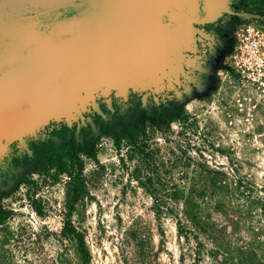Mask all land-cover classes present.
<instances>
[{
    "label": "rangeland",
    "instance_id": "1",
    "mask_svg": "<svg viewBox=\"0 0 264 264\" xmlns=\"http://www.w3.org/2000/svg\"><path fill=\"white\" fill-rule=\"evenodd\" d=\"M244 2L264 28V0ZM229 63L166 113L57 138L1 183L0 264H82L68 218L91 264H264V87Z\"/></svg>",
    "mask_w": 264,
    "mask_h": 264
},
{
    "label": "water",
    "instance_id": "2",
    "mask_svg": "<svg viewBox=\"0 0 264 264\" xmlns=\"http://www.w3.org/2000/svg\"><path fill=\"white\" fill-rule=\"evenodd\" d=\"M48 1L51 9L79 6L75 15L56 21L46 36L35 33L40 59L43 46L49 52L45 115L67 121L76 114L84 119L89 104L100 110L98 97L111 104L113 92L127 98L130 89L157 92L164 83L180 84L181 75L189 77L185 64L194 63L186 61V52L195 50L198 34L204 33L197 25L232 12L230 0ZM144 99L149 105L146 95ZM16 136L4 121L0 147Z\"/></svg>",
    "mask_w": 264,
    "mask_h": 264
},
{
    "label": "flooded vegetation",
    "instance_id": "3",
    "mask_svg": "<svg viewBox=\"0 0 264 264\" xmlns=\"http://www.w3.org/2000/svg\"><path fill=\"white\" fill-rule=\"evenodd\" d=\"M244 4V0H230L231 13L222 14L214 23L197 25L204 33L198 34L195 50L185 55L186 61H195L185 64L190 78L181 75L180 84L164 83L157 92L130 89L127 98L113 92L111 104L98 97L100 110L89 104L84 119L76 114L75 119L67 121L59 116L51 120L49 114L45 115L50 96L49 52L43 46L40 59L35 33L46 36L56 28V21L75 15L79 6L51 9L48 0H0V133L5 121L17 134L14 139L4 140L5 148L0 147V184L30 162L45 160L57 138L74 137L81 141L85 135L94 134L101 127L109 128L115 121L127 124L142 110L166 113L180 94L211 84L214 68L232 47L235 24L250 13ZM144 95L150 102L149 110Z\"/></svg>",
    "mask_w": 264,
    "mask_h": 264
},
{
    "label": "built area",
    "instance_id": "4",
    "mask_svg": "<svg viewBox=\"0 0 264 264\" xmlns=\"http://www.w3.org/2000/svg\"><path fill=\"white\" fill-rule=\"evenodd\" d=\"M231 63L238 73L264 87V28L260 20L244 19L232 30Z\"/></svg>",
    "mask_w": 264,
    "mask_h": 264
},
{
    "label": "trees",
    "instance_id": "5",
    "mask_svg": "<svg viewBox=\"0 0 264 264\" xmlns=\"http://www.w3.org/2000/svg\"><path fill=\"white\" fill-rule=\"evenodd\" d=\"M59 161H60L61 167L62 168L65 167L66 163L62 159H60ZM145 177H146L145 180H139V182L144 187H146L152 193V195H154L153 194L154 188H152V178L151 176H145ZM154 199L156 200V202L158 201V198L155 197V195H154ZM62 232L65 235L76 239L77 249H78V252L80 253L81 263L91 264V253H90L89 248L86 245L85 237L81 231L75 228L70 218L66 220Z\"/></svg>",
    "mask_w": 264,
    "mask_h": 264
}]
</instances>
